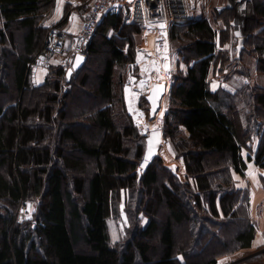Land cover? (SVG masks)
<instances>
[{
  "label": "trees",
  "instance_id": "16d2710c",
  "mask_svg": "<svg viewBox=\"0 0 264 264\" xmlns=\"http://www.w3.org/2000/svg\"><path fill=\"white\" fill-rule=\"evenodd\" d=\"M254 4L256 8L257 0ZM55 8L56 0H0L3 30L17 25L29 32L24 54L6 63L13 70L17 100H0V264H217L222 256L249 249L256 233L249 222L237 220L247 196L235 188L231 170L244 174L253 160L264 168V124L259 121L264 115V87L244 79L250 77L246 70L232 68L242 58L217 52V34L206 20L171 28L170 39L185 69L178 67L173 77L164 135L167 140L178 138L179 155L193 184L171 178L162 179L161 185L159 159L148 165L138 182L137 165L146 146L123 101L126 70L133 62L116 39L124 36L123 15L102 18L85 47L86 64L69 82L67 71L58 67L50 69L42 86L33 87L30 63L45 45L40 47L43 30L38 25ZM110 31L115 35L108 37ZM253 38L254 33V44L246 42L241 56L249 49L248 56L259 54L264 73V31ZM93 57L101 60L89 91ZM216 76L235 93L223 88L212 92L210 80ZM0 94H8L1 80ZM62 100L64 110L58 118L55 107ZM69 105L82 109L75 116L65 110ZM181 127L189 138L182 137ZM255 137L261 139L259 150L255 159L248 155L245 161L242 151L250 152ZM86 160L93 163V172L84 167ZM162 172L172 177L166 169ZM135 186L151 199L147 207L153 213L147 226L138 229L136 242L119 250L111 243L108 222L118 209L121 191ZM74 195L81 205L75 204ZM36 197L41 201L37 217L19 223L18 207ZM161 205L168 213L162 225L154 220ZM180 226L186 229L181 245L176 234ZM155 239L158 246L150 248ZM80 244L88 253L78 250Z\"/></svg>",
  "mask_w": 264,
  "mask_h": 264
},
{
  "label": "rangeland",
  "instance_id": "374dc122",
  "mask_svg": "<svg viewBox=\"0 0 264 264\" xmlns=\"http://www.w3.org/2000/svg\"><path fill=\"white\" fill-rule=\"evenodd\" d=\"M82 1H83L82 4H89L91 3L92 0H82ZM80 8L74 11L78 14H81ZM201 9L202 11L200 12V15L196 16L192 20H197V19L206 20L209 23V25L213 28L214 32L217 34L216 38H218L217 40H219V48H217V52L228 53V55L231 57L237 55V45H238L237 35L239 33L237 32L235 28L236 15L234 12L232 13L231 9L226 8V0H204ZM74 11L68 8L67 12L66 11L65 12L66 14H68ZM53 13L50 15L47 14L38 25V29L40 28L43 30L42 32L43 39L40 43V47L41 45L43 46V44L46 42L48 31L50 29L57 28L59 31H62V28H58L57 24L53 23V20H52ZM256 14L257 13H256V8H255V13H254L255 17L253 18V20H251V22H249V25H248V30H249L250 35L247 39L250 38V36L252 35V32H254V29L256 27V23H255L257 19ZM122 19L126 25L122 32L124 33L123 34L124 36L119 34L117 35L116 39L119 41L124 52L133 56V61H134V59L137 57L136 54H134V51L136 49V43L138 41L139 31L138 29H136V32L132 34L133 30H131L130 26L127 25L124 15L122 16ZM0 31L3 32V35H0V80L3 81L4 85L8 89L7 95L0 94V100L3 103L7 104V103L14 102L17 100V91H16V84L14 82L13 70H11L10 67L7 68L6 63L9 58H17L18 56H22L24 54L25 52L24 39L29 34V32L17 25L13 26V28L10 31L3 30V23H2L1 18H0ZM114 35L115 33L113 31H110L108 33V37H112ZM246 42L252 45L254 41L251 42L250 40H248ZM171 46L172 47H171L170 66H171V70H172L173 77H174V75L177 73L178 67H181V69H185V66L183 64H181V66L179 65V61H181V57L177 53V49L174 46V44H172V41H171ZM64 49L68 53L73 52V54H76L78 50L83 53L86 51L85 48H79L76 45L74 37L68 38L67 44L64 47ZM101 51L102 53L106 51V47H103ZM253 58L251 60L250 56H245L243 59V63L237 64V65L232 64V68L235 71L244 72L246 70L247 75L250 77L249 78L244 77V79H247V81L251 84L258 85V77L254 74L253 69H252V67H254L256 64L255 58L254 59ZM54 60L56 61L57 57L54 58ZM54 60H52V63ZM70 60L71 59L68 58L66 54L65 55L63 54V60H59L63 62L61 66L59 65V66H47V67L49 71L51 68L56 69L58 67H63L66 71H68V69L71 68L72 66L71 65L72 63L70 64ZM100 60L101 59L94 58V57L90 59L91 67L88 68V72H89V75L92 77L91 78L92 81L89 83V86H88L89 91H91L92 88L95 86V73L98 72L99 70ZM9 61H12V60L10 59ZM220 62L221 61H217L218 64ZM222 65H223V68L226 69L223 74L228 75L227 73L229 70H227L225 64H222ZM40 66L41 65L30 66L31 71H32V75L30 77V84L32 86H33L32 83L34 80V70ZM129 67H130V64L128 65L127 70H126V77L128 75ZM123 71L124 69H122L121 71L119 70V73L121 74L120 76L122 77V79L124 76ZM223 74L222 76L224 77ZM72 77H74V75ZM126 77H125V80H126ZM234 79H239V78L236 77ZM79 81L80 80L77 79L75 82H79ZM63 89L68 90L69 88L64 86ZM35 101H38V100H34L33 102H31L32 105L35 104ZM63 101L64 100H62V103L61 102L58 103L55 107V112L57 113L56 115L58 116V118L61 115L62 110H64L62 109L63 103H64ZM69 108H65V110L68 112L74 113L75 116L78 115L79 114L78 111L82 109L79 106L74 107L73 105H69ZM74 120L78 123L86 122L84 120H81L80 118H75ZM90 133L91 132H88L86 135H89ZM140 136H142L145 139L143 141L145 143L146 150H145L142 160L137 165L138 182L141 181L142 176L145 174L148 165L151 162H153L154 159H159L161 161L159 163L160 173H161V180H160L161 185H162V179L164 180V182H169L171 178L172 180H175V179L179 180L181 183L190 182L188 180V177L185 176L186 174H185L183 165L178 162V160L183 157L179 155L180 146H179L177 137L175 138V140L173 139L167 140L165 135L164 134L162 135L161 133L149 135V136H143V135H140ZM162 138L166 140L165 149L162 148ZM56 144L57 143H54V146ZM66 148L68 147L66 146ZM83 165L87 169V171L89 170L90 172H93L94 165L92 162H90L89 160H86V161H83ZM162 168L172 173V177L169 173L162 172L163 170ZM174 172L179 174L181 180L177 179V177L174 175ZM141 191L142 190H140L139 187L137 188V186H135V188L131 187V189L129 190L121 191L120 198L118 200L119 202L118 209L113 213L112 218L108 222V229H109V234L111 237V243L117 249L119 248V250H123L130 243L132 244L133 242H136V233L138 229H143L145 228V226H147L150 220V217L148 215L150 213H153V211L151 212L150 209L147 207V205L149 204V200L151 201V199H149L148 196L144 197L143 194H141ZM74 198H75L74 199L75 204L81 205V198L77 195H74ZM40 202H41L40 198L38 197L32 198L29 200L30 218L25 219L27 220L26 221L27 223L37 217L38 207L40 205ZM140 203L142 204L141 205L142 207H140ZM19 211H20V207H18L17 209V213H16L17 216H18ZM155 211L157 213L154 217V220H156L158 224L162 225V222H165L168 216L167 209L166 207H164V205H161V206H158L157 209H155ZM246 216H247L246 212L242 211L239 214L240 218L237 220L242 223H245ZM232 228L234 229V226H232ZM185 230H186L185 226H180L179 229L176 228V234L178 236L180 245L182 244L185 238L184 237V234L186 233ZM157 246H158L157 239L152 240L149 243L150 248L156 249ZM78 250L83 253H88L89 251L88 247L84 244H80V246L78 247ZM259 251L258 252H250V251L248 252L247 250V252L245 254H242L241 256L236 255L232 258V260H234L235 262L233 264H264V253L259 252ZM155 255L156 254H153V255L151 254L150 258H155L156 257Z\"/></svg>",
  "mask_w": 264,
  "mask_h": 264
},
{
  "label": "built area",
  "instance_id": "2783aa9c",
  "mask_svg": "<svg viewBox=\"0 0 264 264\" xmlns=\"http://www.w3.org/2000/svg\"><path fill=\"white\" fill-rule=\"evenodd\" d=\"M204 0H92L81 5L82 26L75 38L79 48H85L95 33L102 18L109 13H122L130 28L138 29V41L123 86V101L126 113L138 133L143 136L164 134L171 108L173 73L170 66L173 26L189 23L200 15ZM226 8L234 11L235 23L249 8L255 13L254 0H226ZM255 17V16H254ZM236 28V24H235ZM239 39V35H237ZM68 41L66 33L52 28L48 31L44 47L37 53L30 66H50L54 58L62 57ZM83 54L79 51L74 54ZM218 81L223 79L216 76ZM165 84L166 92L160 109L150 118L146 100L155 85ZM30 203L20 206L17 221L30 218ZM24 219V220H23ZM36 222H34V225Z\"/></svg>",
  "mask_w": 264,
  "mask_h": 264
},
{
  "label": "crops",
  "instance_id": "0c3cea01",
  "mask_svg": "<svg viewBox=\"0 0 264 264\" xmlns=\"http://www.w3.org/2000/svg\"><path fill=\"white\" fill-rule=\"evenodd\" d=\"M82 3H83L82 0H56L55 12L52 15V20L54 24L58 25L59 23L62 24L64 21H66L64 22L65 24L62 26V32L66 33L68 38L74 37V40L76 36L79 34L82 26L81 14L76 13L74 10L79 9ZM68 8H70L74 12L66 14L67 17H65V11ZM256 13H257L256 14L257 19L255 23L256 26L257 25L259 26L255 27L254 32H252L254 33L253 39H255L256 36L262 34V32L264 31V0H257ZM131 30H133L132 34L136 32V29L134 28H131ZM249 50H247L243 54V56H241L242 61L245 56H248L250 54ZM66 55L68 58L71 59L70 64L71 63L73 64L76 55L74 56L73 52L71 53L67 52ZM253 56L255 58L256 64L254 67H252V69L254 74L258 77L257 86L264 87V73L263 70H261L262 68L259 62L260 55L259 54L255 55L252 53L251 60ZM263 56H264V52H263ZM237 57H238V53H237ZM58 58L56 61L54 60L50 66H59V65L61 66L63 62L59 60H63V56ZM48 74H49L48 67L45 66L37 67L34 70V80L32 83L33 87L42 86L45 83ZM31 75H32V71H31ZM220 88H223L232 94H234L236 91L233 86L223 82V80L218 81L217 77L211 78L210 90L212 92H216ZM259 121L262 124H264V115L261 116ZM180 129L182 132H184L183 135L184 139L190 137V133L188 132L187 129H185L184 127H181ZM260 143H261V139L259 137H255L253 139V142L249 144L250 152L245 148L243 149L242 156L245 161L248 155H251L252 159H255V156L260 147ZM162 148L164 149L166 148V140L164 138H162ZM178 162L183 165L186 174L185 176H187L188 180L193 184L192 179H190L188 176L184 158L179 159ZM231 177L233 179L235 188L237 190L246 192L247 198H246V202L244 203V210L247 214L246 221L249 222L250 225L254 227L256 235L249 249L241 250L240 252H237L233 255L222 256L217 260V264H233L235 262L234 260H232V258L236 255L241 256L242 254H245L247 250L248 252L249 251L258 252L260 250L259 252L264 253V168L257 166L253 160L252 162L247 163V170L245 171L244 174H240L232 168ZM217 203L219 204V200ZM220 217H221L220 219H224V214L222 212Z\"/></svg>",
  "mask_w": 264,
  "mask_h": 264
},
{
  "label": "water",
  "instance_id": "95a60500",
  "mask_svg": "<svg viewBox=\"0 0 264 264\" xmlns=\"http://www.w3.org/2000/svg\"><path fill=\"white\" fill-rule=\"evenodd\" d=\"M249 30L247 29V33L239 35L238 39V45H237V53L238 57H241L242 52L245 50V43L246 39L249 37ZM87 57L83 54H77L74 58L73 64L71 68L68 69L66 78L67 82H69L72 78V76L82 70L84 65L86 64ZM166 92V85L165 84H160V85H155L152 89L148 97L146 98L148 105H149V113H150V118H154L158 110L160 109L161 101ZM174 175L180 179V176L178 173L174 172ZM181 180V179H180Z\"/></svg>",
  "mask_w": 264,
  "mask_h": 264
},
{
  "label": "bare ground",
  "instance_id": "6f19581e",
  "mask_svg": "<svg viewBox=\"0 0 264 264\" xmlns=\"http://www.w3.org/2000/svg\"><path fill=\"white\" fill-rule=\"evenodd\" d=\"M253 18H254V12L251 8H249L245 12H242V14L240 15V17L236 22V30L239 33L238 35L247 33L249 22H251Z\"/></svg>",
  "mask_w": 264,
  "mask_h": 264
}]
</instances>
